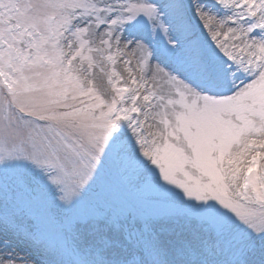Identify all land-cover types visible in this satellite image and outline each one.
<instances>
[{
	"label": "snow or ice",
	"instance_id": "1",
	"mask_svg": "<svg viewBox=\"0 0 264 264\" xmlns=\"http://www.w3.org/2000/svg\"><path fill=\"white\" fill-rule=\"evenodd\" d=\"M0 264H264V0H0Z\"/></svg>",
	"mask_w": 264,
	"mask_h": 264
}]
</instances>
